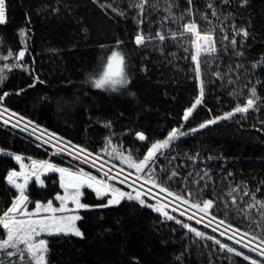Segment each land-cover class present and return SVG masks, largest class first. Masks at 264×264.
<instances>
[{
	"label": "snow or ice",
	"instance_id": "obj_1",
	"mask_svg": "<svg viewBox=\"0 0 264 264\" xmlns=\"http://www.w3.org/2000/svg\"><path fill=\"white\" fill-rule=\"evenodd\" d=\"M93 2L110 22L127 24L131 19L135 34L129 33V43L116 37L113 44L100 45L101 54L86 72L85 84L135 97L137 94L131 91L134 73L151 77L155 71L159 73L160 84L165 83V78L168 84H175L178 75L186 72L190 57L191 74L186 73L185 78L195 81L196 95L183 107L179 121L163 139L152 140L144 130L135 131L140 148L126 149L114 130L113 120L98 118L108 131L100 147L91 141L74 143L8 107L6 98L12 93L0 90V121L5 126L30 130L39 142L38 148L50 149V158L39 160L9 153L19 167L10 168L3 177L9 187L2 201L5 207L0 211V264H51L49 237L84 238L85 232L77 224L83 218L81 210L109 208L122 202L135 203L157 214L153 226L158 232L168 227L172 233L171 240L161 239L164 245L174 243L178 233L171 222L179 230H187L180 236L183 250L173 254L175 264H185V257L192 255L193 247L201 259L207 252V264H232L236 257L243 258L237 264H264V260L252 255L264 258V179L257 177L255 187L247 179L234 182L232 171L211 166V162H218V157L204 155L199 149L193 152L179 147L183 137L222 121H236L243 127V121H248L253 112L256 115L251 117L249 127L264 132V54L248 61V40L255 39L251 32L255 25L251 19H237L248 7V0H184L183 7L180 0ZM7 8V0H0V24L7 23ZM42 10L52 16H59L62 11L71 16L79 9L74 0H55V4H46ZM154 13L158 20L152 19ZM29 24L31 15L27 14L25 25L17 29L19 42L15 49L9 45L5 54L0 41V83L15 70L28 75L31 81L26 85L28 89L47 83L42 79V66L37 67L35 50L30 48L34 30ZM79 24L86 35L87 21L82 19ZM170 39L175 50L166 46ZM133 51L140 54L139 64H133ZM229 87L227 95L235 102L234 106L219 112L208 107V118L187 127L197 110L207 107L210 94L223 93ZM23 92L25 88L16 89L17 94ZM222 103V96L217 95L216 105ZM120 115L123 117L124 113ZM4 152L0 148V153ZM57 157H67L68 163L55 162ZM48 173L58 174L62 191H56L51 198L34 199L30 182L45 187ZM225 181L228 186L221 193L219 189ZM86 189L92 190L97 202H84ZM32 204L34 207H30ZM181 217L194 220L205 229L211 228L212 233L226 236L242 247L225 243ZM236 219L247 221L245 227H240ZM127 264H142L141 258L133 256Z\"/></svg>",
	"mask_w": 264,
	"mask_h": 264
},
{
	"label": "trees",
	"instance_id": "obj_2",
	"mask_svg": "<svg viewBox=\"0 0 264 264\" xmlns=\"http://www.w3.org/2000/svg\"><path fill=\"white\" fill-rule=\"evenodd\" d=\"M180 2L183 7L184 0ZM7 3V23L0 25L3 52L6 54L9 45L14 49L18 45L17 29L25 25L26 15L30 14L31 24L28 27L34 30V35L29 44L35 50L37 67L42 66V79L47 83L28 89L26 85L31 83L28 75L15 70L0 83V90L12 93L6 98L8 107L36 121L42 128L57 132L74 143L84 144L91 141L94 146L100 147L108 131L98 122V118L110 119L115 121L114 130L123 139L126 149L140 148L141 142L135 137V131L144 130L152 140L163 139L179 121L183 107L194 99L196 83L185 78L186 73L191 74L190 57L186 72L178 75V83L175 84H168L167 78L164 84H160L159 73L155 71L151 77L134 73L131 91L137 94L135 97L93 89L90 84L84 83L86 72L101 54L100 45L107 47L113 44L116 37L129 43V33L135 34L131 19L127 24L115 20L110 22L93 0H74L79 10L71 16L64 11L59 16H52L42 10L46 4H55V0H7ZM241 18L245 21L251 19L255 25L251 29L255 39L248 40L250 48L247 57L250 62L264 54V0H248V7L239 13L238 21ZM82 19L87 21L89 31L86 35L79 24ZM152 19L158 20L159 17L154 13ZM166 46L169 50H175L171 39ZM139 55L132 52L133 64H139ZM31 58L30 54L28 60ZM181 63L183 66V62ZM257 71H260V66ZM18 88H25V92L17 94ZM215 88L218 89L219 84ZM230 90L231 87L223 93L210 94L207 107L201 106L195 119L187 127L191 128L208 118V107H215L219 112L234 106L235 102L227 95ZM217 95H221L223 99L219 106L216 105ZM121 113H124L123 117ZM255 115L254 112L251 113L250 119L243 121V127L236 121H222L209 126L183 137L179 147L193 152L199 149L204 155L218 157V162H211L214 169L219 170L222 167L225 172L232 171L235 174L234 182L247 179L255 187L257 177L264 179V132L249 127L251 117ZM125 129L129 132H125ZM38 143L35 137L11 125L5 126L0 121V148L5 149L4 153H0V211L5 207L2 201L9 187L3 177L10 168L19 167L9 153H19L25 158L31 156L38 160L49 159L50 149L38 148ZM61 161L68 163L63 157H57L55 162ZM46 175L49 178L45 187L30 182L34 199L41 196L51 198L56 191H62L59 188L58 175ZM227 186L225 181L224 187L219 191L223 193ZM83 199L86 203L97 202L95 194L89 189L85 190ZM30 207H34V204ZM174 214L179 216L178 213ZM81 215L83 218L77 224L85 232L84 238L71 235L49 237L51 264H127L133 256L140 257L142 264H175L173 254L179 253L184 247L179 241L183 231L187 230H179L171 222L178 228L175 242L162 244L161 239L171 240L170 228L164 227L158 232L153 226L157 214L150 209H141L135 203L122 202L121 205L109 208L81 210ZM181 218L192 223L194 227L217 235L225 243L242 247L229 241L226 236L219 237L218 233H212L211 229H205L204 225H198L194 220ZM236 223L243 228L247 221L236 219ZM242 250L248 252L247 249ZM252 255L264 260L256 253ZM242 260V257H236L232 264ZM185 264H207V252L205 251L201 259L193 247L192 255L185 257Z\"/></svg>",
	"mask_w": 264,
	"mask_h": 264
},
{
	"label": "built area",
	"instance_id": "obj_3",
	"mask_svg": "<svg viewBox=\"0 0 264 264\" xmlns=\"http://www.w3.org/2000/svg\"><path fill=\"white\" fill-rule=\"evenodd\" d=\"M23 129V128H22ZM24 130V129H23ZM27 134H29L30 136H33V137H35L33 134H32V132L29 130V131H25ZM36 138V137H35ZM63 158H65V159H67L68 160V158L67 157H63Z\"/></svg>",
	"mask_w": 264,
	"mask_h": 264
},
{
	"label": "bare ground",
	"instance_id": "obj_4",
	"mask_svg": "<svg viewBox=\"0 0 264 264\" xmlns=\"http://www.w3.org/2000/svg\"><path fill=\"white\" fill-rule=\"evenodd\" d=\"M9 125H11V124H9ZM12 126V125H11ZM16 128V127H15ZM18 130H20L21 132H24V133H26L22 128H17ZM27 134V133H26Z\"/></svg>",
	"mask_w": 264,
	"mask_h": 264
},
{
	"label": "rangeland",
	"instance_id": "obj_5",
	"mask_svg": "<svg viewBox=\"0 0 264 264\" xmlns=\"http://www.w3.org/2000/svg\"><path fill=\"white\" fill-rule=\"evenodd\" d=\"M16 162V161H15ZM18 164V163H17ZM48 174H50V173H48ZM58 175V174H57ZM89 190H91V189H89ZM92 191V190H91ZM58 203V202H57ZM57 206H58V204H57ZM179 214V213H178ZM185 218H187V217H185ZM77 223H78V221H77ZM209 229H211V228H209ZM212 230V229H211ZM219 234V233H218ZM71 236H74V235H71Z\"/></svg>",
	"mask_w": 264,
	"mask_h": 264
}]
</instances>
